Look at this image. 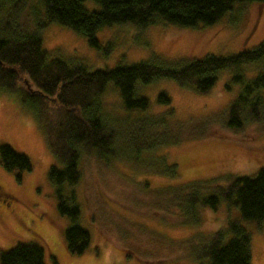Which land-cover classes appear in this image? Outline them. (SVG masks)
Listing matches in <instances>:
<instances>
[{"label":"rangeland","instance_id":"1","mask_svg":"<svg viewBox=\"0 0 264 264\" xmlns=\"http://www.w3.org/2000/svg\"><path fill=\"white\" fill-rule=\"evenodd\" d=\"M29 1L41 15L40 0ZM83 7L99 10L92 1H85ZM38 34L50 58L76 62L89 71L109 70L152 58L164 64L209 55L225 58L251 50L264 41V2L235 4L232 11L208 26L182 28L154 22L143 28L129 24L104 27L95 34L99 49L91 48L81 35L57 23L48 24ZM258 67L254 64L219 71L205 94L181 88L169 79L140 86L135 94L148 102L143 111L123 109L117 88L108 83L101 96L100 114L116 119L163 115L167 122L201 119L224 110L236 98L241 85L232 81L235 74L243 73L250 79L259 71ZM160 92L169 98V106L157 101ZM170 109L172 113L166 114ZM209 133L200 140L146 153L148 158L163 157L167 165H175L173 177L151 169L136 170L115 159L104 165L83 154L79 181L61 185L63 196L74 193L78 225L89 234L87 249L72 255L63 237L70 221L57 212L58 186L47 177L50 166L62 165L53 156L33 108L18 93L0 88V144L25 155L31 164V170L25 172H8L0 166V252L17 243L32 242L42 247L45 264H51L52 258L57 264H198L184 257L178 263L166 262L180 250L164 248L162 239L155 234L177 241L208 238L224 230L228 221H236L249 234L250 264H264V221H244L235 205L220 202L215 210L198 209V224L183 223L177 210H167L169 203L157 202L136 188L141 183L151 189H168L189 181L229 175L254 177L264 168V131L259 126L247 125L240 133ZM4 202L10 206L5 207Z\"/></svg>","mask_w":264,"mask_h":264},{"label":"trees","instance_id":"2","mask_svg":"<svg viewBox=\"0 0 264 264\" xmlns=\"http://www.w3.org/2000/svg\"><path fill=\"white\" fill-rule=\"evenodd\" d=\"M85 1L95 2L99 10H86ZM252 2L264 0H40V15L29 0H0V88L18 93L33 108L53 156L62 165L50 166L47 177L58 186L57 212L70 221L63 231L70 254L80 255L87 249L89 234L78 225L74 193L63 196L61 185L79 181L83 154L104 165L115 159L136 170L151 169L173 177L175 165H167L163 157L148 158L146 153L203 139L213 130L240 133L247 125L255 124L264 131V41L251 50L225 58L209 55L176 64L152 58L109 70L89 71L79 63L50 58L41 46L38 32L57 23L81 35L91 48L99 49L95 34L104 27L129 24L143 28L154 22L182 28L208 26L232 11L235 4ZM254 64L259 71L250 79L243 73L232 77L241 85L236 98L224 110L201 119L167 122L163 115L116 119L100 114L101 96L108 83L117 88L123 109L143 111L148 102L135 94L140 86L169 79L181 88L205 94L219 71ZM157 101L167 106L170 103L163 92L157 95ZM171 113V109L166 112ZM0 166L8 172L31 170L28 158L5 144H0ZM136 188L157 202L169 203L167 210H177L183 223L198 224L201 218L196 211L215 210L220 202L235 205L244 221H264V168L254 177L229 175L189 181L168 189H151L141 183ZM155 235L162 239L164 248L180 250L174 259L165 258L169 263L189 258L198 264H250L249 234L236 221H228L224 230L208 238L177 241ZM51 260V264H57ZM0 264H45L44 251L32 242L17 243L0 252Z\"/></svg>","mask_w":264,"mask_h":264},{"label":"flooded vegetation","instance_id":"3","mask_svg":"<svg viewBox=\"0 0 264 264\" xmlns=\"http://www.w3.org/2000/svg\"><path fill=\"white\" fill-rule=\"evenodd\" d=\"M12 200H13V199H12ZM2 203H3V202H2ZM6 204H8V206H10V205H9V203H7V202H4V206H5V207H6ZM8 208H9V207H8Z\"/></svg>","mask_w":264,"mask_h":264}]
</instances>
